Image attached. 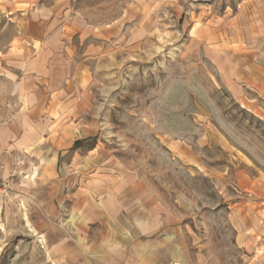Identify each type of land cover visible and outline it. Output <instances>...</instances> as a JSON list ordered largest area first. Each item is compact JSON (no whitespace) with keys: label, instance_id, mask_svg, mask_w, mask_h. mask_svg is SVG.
Here are the masks:
<instances>
[{"label":"rangeland","instance_id":"1","mask_svg":"<svg viewBox=\"0 0 264 264\" xmlns=\"http://www.w3.org/2000/svg\"><path fill=\"white\" fill-rule=\"evenodd\" d=\"M127 1L138 10L135 0H79L76 9L97 24ZM256 1L165 0L159 28L133 26L91 60L47 139L64 150L61 190L88 191L95 172L127 176L129 191L159 208L157 237L184 264H264V103L236 100L190 37L198 27L233 28L240 5ZM51 153L11 158L4 172L12 175L0 188V264H64L27 225L34 201L19 181L32 166L49 175ZM70 158L77 165L63 167Z\"/></svg>","mask_w":264,"mask_h":264},{"label":"crops","instance_id":"2","mask_svg":"<svg viewBox=\"0 0 264 264\" xmlns=\"http://www.w3.org/2000/svg\"><path fill=\"white\" fill-rule=\"evenodd\" d=\"M78 1L0 0V152L6 170L11 156L52 152L49 175L38 178L32 166L19 179L34 201L26 206L27 225L64 264H184L157 237L159 208L145 207V194L131 193L127 176L95 172L86 177V192L60 189L64 150L47 142L56 120L86 85L91 60L133 26L144 31L152 22L153 30L159 28L156 9L165 2L135 0L134 10L127 1L115 16L92 24L76 9ZM233 19V28L198 27L190 37L236 100L264 103V0L240 5ZM67 162L63 167L78 160Z\"/></svg>","mask_w":264,"mask_h":264},{"label":"built area","instance_id":"3","mask_svg":"<svg viewBox=\"0 0 264 264\" xmlns=\"http://www.w3.org/2000/svg\"><path fill=\"white\" fill-rule=\"evenodd\" d=\"M11 158H12V156H11ZM12 159L14 160V158H12ZM5 170H6V164L3 160L2 153L0 152V185H1L0 188L4 192H7V189L10 185L9 177H10V175H12V172L9 171V175L4 177Z\"/></svg>","mask_w":264,"mask_h":264}]
</instances>
